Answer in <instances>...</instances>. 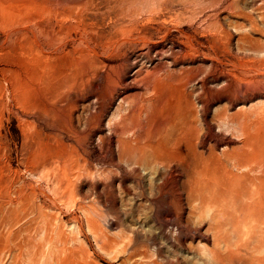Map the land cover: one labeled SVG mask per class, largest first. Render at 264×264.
<instances>
[{"label":"rangeland","instance_id":"1","mask_svg":"<svg viewBox=\"0 0 264 264\" xmlns=\"http://www.w3.org/2000/svg\"><path fill=\"white\" fill-rule=\"evenodd\" d=\"M211 74L255 93L198 113L221 155L242 137L215 114L264 112V0H0V264H260L264 216L183 202L176 221L142 156L154 90Z\"/></svg>","mask_w":264,"mask_h":264},{"label":"bare ground","instance_id":"2","mask_svg":"<svg viewBox=\"0 0 264 264\" xmlns=\"http://www.w3.org/2000/svg\"><path fill=\"white\" fill-rule=\"evenodd\" d=\"M211 76L213 74L205 77L200 82V88L197 90L192 89L193 86H191L192 90L189 89V85L192 84L193 80L178 86H171L170 83L169 86H164L165 89L162 91L153 89L154 96H159L156 98L157 104L154 109L158 112L157 114L163 116V124L159 131L149 137V145L147 146L149 148L145 150L146 152H142V156L145 155L147 166L162 165L165 168L164 173L157 171L160 176L159 179L157 178L158 181L154 182V192L156 194L154 196H158V199L164 195L170 196V202L174 205V217L179 222L183 217V210H185L183 205L185 203L199 212L226 210L227 206H232L233 209L239 212L256 213L259 216H264V137L261 133L264 112H257V107L252 108V111L249 112L241 111L231 115L228 114L227 110L218 111L215 114L217 121H222L223 126L225 124L226 127L229 126L228 128H235L236 132L242 137V144L223 151L221 155L216 152L217 144L209 145V148L205 151L198 150V147L203 148L205 145L199 135L198 113L207 114L208 107L212 103L214 104L224 98L238 102L244 99L241 98V95L246 99L255 95L250 90L243 92L239 84L235 85L234 79H232L234 83L231 80L224 87L222 86L223 88L219 86L220 89L217 90L216 87L213 89L209 86V77ZM221 76L226 77L224 73H220L219 77L221 78ZM219 77L214 78L217 80ZM156 93L158 94L156 95ZM192 97H195L201 105L200 109L196 107ZM211 131L212 129L208 125L207 135L211 134ZM122 147L133 146L130 142H122ZM239 170L243 172H237ZM183 202L185 203L183 204ZM177 230H179V234L182 232L179 227ZM132 243L136 245V242ZM216 260L222 259L218 256ZM147 262L149 264L150 261ZM154 264H160V262L156 261ZM260 264H264V258L261 259Z\"/></svg>","mask_w":264,"mask_h":264}]
</instances>
